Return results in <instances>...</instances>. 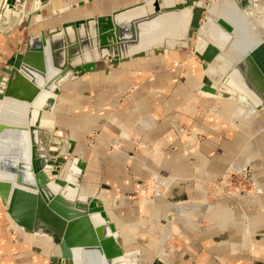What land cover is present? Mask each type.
Masks as SVG:
<instances>
[{"label":"crops","instance_id":"crops-1","mask_svg":"<svg viewBox=\"0 0 264 264\" xmlns=\"http://www.w3.org/2000/svg\"><path fill=\"white\" fill-rule=\"evenodd\" d=\"M13 1L0 30V76L25 36L141 0H92L56 16L53 10L81 0ZM204 75L203 61L185 48L87 72L63 84L54 113L44 119L52 128L46 135L63 134L59 148L84 161L81 188L103 201L125 249H138L153 264H264V211L244 216L179 203L204 198L195 180L200 168L221 175L231 164L257 159L264 181L256 116L239 121L236 100L200 91ZM139 141L150 145L148 154L136 149ZM150 179L172 183L159 202L139 192ZM259 204L264 209V195ZM179 213L188 224L174 221ZM59 254L50 238L21 230L0 197V264H51Z\"/></svg>","mask_w":264,"mask_h":264},{"label":"water","instance_id":"water-1","mask_svg":"<svg viewBox=\"0 0 264 264\" xmlns=\"http://www.w3.org/2000/svg\"><path fill=\"white\" fill-rule=\"evenodd\" d=\"M90 1L65 4L53 15ZM194 1L141 0L65 21L25 36L4 68L0 197L23 231L49 237L59 247L51 264H138L103 201L80 190L84 161L60 144L45 146L43 132L52 128L42 122L54 113L65 82L135 57L168 54L188 45L190 30L198 28L194 47L204 61L201 88L221 98L235 91L250 113L264 114V14L255 19L242 0ZM12 3L7 0L4 15ZM72 161L82 171H71Z\"/></svg>","mask_w":264,"mask_h":264},{"label":"rangeland","instance_id":"rangeland-1","mask_svg":"<svg viewBox=\"0 0 264 264\" xmlns=\"http://www.w3.org/2000/svg\"><path fill=\"white\" fill-rule=\"evenodd\" d=\"M202 1L207 5L214 0H202ZM6 4H7V0H0V13H1L0 30L2 28V22L4 19V9H5ZM241 5H242V7L250 8L251 13L255 19H258L259 15L264 14V0H242ZM258 27L262 29L261 25H259ZM198 36H199L198 28H192L188 34V37L185 39V41L188 43V45H186V46L177 45L176 48L171 49V50H180L181 48H185L186 50H189L192 53V56L194 58H196V60L203 61L195 53V47L194 46L196 44ZM145 56H147V55H145ZM1 61H2V58L0 56V62ZM8 63H9V61H8ZM8 63H6V65ZM109 66H111V65H109ZM3 70H2V72H3ZM2 72H1V76H2ZM61 91H62V89H61ZM208 96H210V95H208ZM211 97L217 98L219 100H225V99L236 100L235 101V108L233 110V112H234L233 114L236 117H238V116L240 117L239 121H241L240 119H242V118H248L249 117V119H250L252 116L253 117L256 116L251 120L252 126L254 128V136L253 137H254V140L256 142L264 143V114L263 113H258V112L250 113L249 112V106L246 102L238 103V101H239L238 96H234L235 97L234 99L221 98V97H215V96H211ZM42 137L44 139L45 146L48 147L51 144H55V145L60 144L61 142L59 141V139H62L64 136H63V134L61 135V133H57L54 135H52V134L46 135V132H43ZM123 139H124V137L117 138L114 141V143L112 144L113 145L112 148H115V147L122 145ZM263 147H264V144H263ZM136 149L139 152H141L142 154H148V152H150V145L146 144V142L139 141L137 143ZM245 163L246 164L240 165L239 167L231 164L230 166H228V168H226L224 173L221 175H215L211 171L206 170L205 168H200V170H197L195 173V178H196L195 180L197 182L198 188L203 190L204 198L202 200H199V199H197V200H183L185 202H179V203H184V204L188 203V205L191 204L190 206H192V207L201 205V206H199L201 208L200 210H202L205 207L204 205H206V207L207 206L208 207H210V206H222V207H226V208H232V210L241 211V212H243L244 216H251L253 214L261 213L262 211H264V209L259 204L261 202L262 196L264 195V181L261 178V175H263V173L261 171L262 167L260 168V162L257 159L256 160L250 159ZM80 184H81V187H83L82 179L80 181ZM171 184L172 183L170 181L169 182H162V181H156L155 179H150V180L144 182L142 187L139 189V192L141 195H143L145 198L149 199L150 201L159 202L160 198L163 196V193L168 190V187ZM80 190L83 193H85L82 188H80ZM168 204H169V202H168ZM168 204H165L166 205V207H165L166 211L169 210V207L167 206ZM237 205L240 207H237ZM183 208H184V206H183ZM108 213L110 215L109 210H108ZM124 215L127 219H133V218H130L131 216H129L127 213ZM240 216H243V215H240ZM185 217H187V216H185ZM110 218H111V215H110ZM111 220H112V218H111ZM174 221L176 223L183 222L182 223L183 225L188 224V222L183 217V214H180V213L177 216H174ZM132 222H133V220H132ZM139 230L140 229L138 228V230L136 232L141 233ZM131 233L134 234V232H131ZM122 239H123V236H122V232H121V238H120L121 242H122ZM126 250H128V249H126ZM128 251H135L136 252L135 258L138 259V264H153L150 261V258H148L149 256L144 255L145 256V258H144L143 256L140 255V251L138 249H129Z\"/></svg>","mask_w":264,"mask_h":264},{"label":"bare ground","instance_id":"bare-ground-1","mask_svg":"<svg viewBox=\"0 0 264 264\" xmlns=\"http://www.w3.org/2000/svg\"><path fill=\"white\" fill-rule=\"evenodd\" d=\"M263 32H264V29H263ZM205 41H207V40H205ZM205 43V42H204ZM204 45V44H203ZM210 68H211V66H210ZM212 68L214 69V67L212 66ZM201 84H203V82L201 83ZM216 84V83H215ZM216 86V85H215ZM200 87H201V85H200ZM200 91H205V90H203L202 88H200L199 89ZM209 92V91H208ZM236 92L235 91H232V93L231 94H233L231 97H233V98H235L234 96H237L236 94H235ZM242 98L244 97V96H241ZM42 124L44 125L45 124V122H44V120H43V122H42ZM71 171H73L74 173L75 172H77L78 173V171H82V169L77 165V163L76 162H71L70 164H69V167H68ZM229 184V183H228ZM227 187V186H226ZM229 187V186H228ZM227 191V190H226ZM229 192V191H228ZM237 207H240V206H238L237 205ZM14 221V220H13ZM17 225V224H16ZM18 227H19V225H17ZM20 228V227H19ZM21 229V228H20ZM22 230V229H21ZM49 238V237H48ZM58 248V250H59V247H57ZM59 253H60V250H59Z\"/></svg>","mask_w":264,"mask_h":264},{"label":"built area","instance_id":"built-area-1","mask_svg":"<svg viewBox=\"0 0 264 264\" xmlns=\"http://www.w3.org/2000/svg\"><path fill=\"white\" fill-rule=\"evenodd\" d=\"M0 16H1V13H0Z\"/></svg>","mask_w":264,"mask_h":264}]
</instances>
